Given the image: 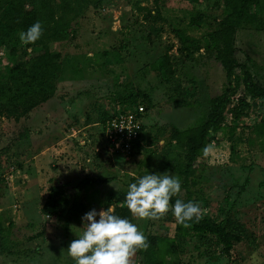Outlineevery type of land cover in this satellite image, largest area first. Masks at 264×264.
<instances>
[{"label":"rangeland","instance_id":"1","mask_svg":"<svg viewBox=\"0 0 264 264\" xmlns=\"http://www.w3.org/2000/svg\"><path fill=\"white\" fill-rule=\"evenodd\" d=\"M218 1L167 0L156 15L153 0H91L69 15L74 32L48 42L59 54L61 67L55 95L18 118L0 116V229L7 234L5 245L11 247V254L0 252V264H75L67 248L82 234L83 222L64 229L55 217L41 214L49 178L75 184L84 176L111 177L88 189L90 209L83 216L92 209L99 212L109 199L116 202L139 163L153 167L173 161L176 167L181 149L170 141V127H191L204 114L203 105L192 100L206 51L182 60L173 29H183L204 47V22L218 18ZM198 16L204 21L190 25ZM22 50L23 44L13 59L8 48L0 49L1 80L14 61L34 53L28 48L23 55ZM164 54L172 70L168 79L158 72ZM234 56L264 84V31L238 30ZM212 74L208 72L209 79ZM137 93L146 94L152 107L136 99L145 109L142 147L124 156L106 146L102 122L114 111L130 108L118 103L119 97ZM247 102L237 118L226 112L224 131L207 146L202 183L209 199L203 213L217 218L219 208L233 203L244 238L234 244L230 256L217 246L207 252L191 240L173 258L175 264H250L253 252L264 260V102L250 97ZM230 126H236L233 132ZM162 174L174 176L173 171ZM137 222L151 233L173 228L165 217ZM40 231L44 235L25 241ZM131 259L135 264L136 255Z\"/></svg>","mask_w":264,"mask_h":264},{"label":"trees","instance_id":"2","mask_svg":"<svg viewBox=\"0 0 264 264\" xmlns=\"http://www.w3.org/2000/svg\"><path fill=\"white\" fill-rule=\"evenodd\" d=\"M90 1L0 0V49L8 48L13 59L16 58L18 49L22 47L19 33L26 31L36 21L41 23L43 29L42 36L34 44H23V55H26L28 48L34 50L33 55L14 61L6 70L5 80L0 79V116L18 118L55 95L61 67L59 54L51 51L48 42L64 40L69 33L74 32L69 15L76 13L75 8L80 9ZM166 1L153 0L156 15H159L158 7ZM216 8L219 12L218 18H213L208 23L204 22L208 28L204 47L200 46L197 38L187 35L183 29H173L180 43L178 50L182 60L192 58L200 49L206 51L205 61L198 66L201 78L198 81L197 94L194 93L192 100V103L202 104L204 107L200 122L184 129L170 127V141H174L181 149L175 168L173 161L153 167L147 163L144 165L139 163L134 175L130 177L131 183H134L137 177L146 174L160 175L173 171L174 176L180 178L181 192L179 196L172 197L170 203L174 204L176 199L197 202L201 208L202 218L198 222L190 221L191 226L184 227L177 224L169 211L164 217L173 223L172 232L167 231L163 234L146 232L132 217L127 207L122 206L128 189L119 191L117 201L111 203L109 199L103 209L106 210L111 206L113 214L137 224L147 237L149 247L147 250H138L135 253V264H175L173 258L179 256L183 252L184 245L191 240L196 241V247L207 251L210 247L217 246L221 254L230 256L234 244L241 242L245 235L242 223L232 212L233 203L227 208H219L217 218L203 213V208L209 205V199L202 186L206 169L204 157L207 146L217 140L219 132L224 131L227 111L237 118L240 111L248 106L247 97L264 102V84L257 81L246 62H239L234 56L238 30L251 28L256 32L264 31V0H219ZM148 13L151 14L152 11L148 10ZM203 21L204 18L198 16L191 18L189 23L198 25ZM209 71L213 73L212 79L208 78ZM158 72L163 74L164 79H168L172 73L166 54L163 56V61H159ZM138 96L147 108L152 107L150 98L140 93L135 96L119 97L117 102L133 110L139 106L135 103ZM107 118L103 120V124ZM235 128L236 126H230L229 131L233 132ZM143 131L140 139L133 146L132 155L138 153L142 147ZM21 135L22 133L14 140H19ZM109 180L111 177L84 176L74 184L70 181L62 182L59 179L49 178L40 212L47 217H55L63 223L64 229L70 224H80L83 222L82 214L90 209L88 189L94 184ZM224 201L226 203L230 201L227 195ZM42 235H44L43 231L37 232L27 237L25 241H33ZM7 240V234L0 229V252L11 254V247L5 245Z\"/></svg>","mask_w":264,"mask_h":264},{"label":"clouds","instance_id":"3","mask_svg":"<svg viewBox=\"0 0 264 264\" xmlns=\"http://www.w3.org/2000/svg\"><path fill=\"white\" fill-rule=\"evenodd\" d=\"M42 34L41 23L36 21L19 33V40L22 44H34ZM180 192L179 177L146 174L128 186L122 206H126L136 220H159L171 211L177 224L190 227V221L198 222L202 218L201 208L197 202L181 199L171 204L172 197L179 196ZM81 219L83 232L67 248V255L75 264H132L135 253L149 247L147 237L137 224L113 214L110 207L99 212L92 209ZM250 264H264V260L253 252Z\"/></svg>","mask_w":264,"mask_h":264},{"label":"built area","instance_id":"4","mask_svg":"<svg viewBox=\"0 0 264 264\" xmlns=\"http://www.w3.org/2000/svg\"><path fill=\"white\" fill-rule=\"evenodd\" d=\"M143 114L144 109L139 105L133 110L118 109L107 118L103 124V133L108 149L124 156L131 155L135 142L142 135Z\"/></svg>","mask_w":264,"mask_h":264},{"label":"crops","instance_id":"5","mask_svg":"<svg viewBox=\"0 0 264 264\" xmlns=\"http://www.w3.org/2000/svg\"><path fill=\"white\" fill-rule=\"evenodd\" d=\"M44 216V215H43ZM237 217V216H236Z\"/></svg>","mask_w":264,"mask_h":264}]
</instances>
